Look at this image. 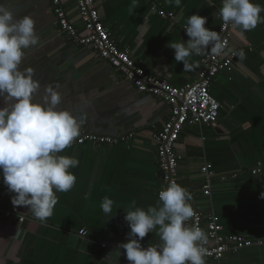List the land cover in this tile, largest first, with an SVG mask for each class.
<instances>
[{
    "label": "crops",
    "instance_id": "1",
    "mask_svg": "<svg viewBox=\"0 0 264 264\" xmlns=\"http://www.w3.org/2000/svg\"><path fill=\"white\" fill-rule=\"evenodd\" d=\"M18 19L35 21L37 46L25 50L22 69L30 68L39 87L33 95L43 102L51 85L61 95L58 108L70 111L83 133L132 138L112 146L78 145L76 138L63 155L74 156V187L57 193L58 203L45 222L26 206H14L12 193L0 179V264H129L118 246L128 239L125 221L133 200L137 206L154 205L160 188L153 135L162 130L170 106L135 90L92 50L73 44L58 31L49 0H0ZM68 20L83 34L73 0H62ZM264 7V0H254ZM99 17L112 31L118 46L129 52L147 73L175 87L198 78L199 56L184 71L169 43L187 42L184 26L193 14L207 17L205 27L218 31L221 0H95ZM160 13H163L162 16ZM264 17V12L261 13ZM243 51L230 70L217 75L210 87L219 103V117L210 126H187L175 145L182 160L178 184L192 196L194 209L213 215L224 236H239L263 245L226 254L223 264H264V23L248 32L239 28L230 41ZM58 86V87H57ZM9 105L14 100L9 98ZM79 135V136H80ZM258 164L261 172L251 171ZM212 173L210 194L204 196L201 168ZM236 175V177H232ZM114 201L106 215L100 204ZM15 212L6 218L5 212ZM25 221L18 223V217ZM85 230L87 235L80 237ZM159 242L155 233L141 241L144 247Z\"/></svg>",
    "mask_w": 264,
    "mask_h": 264
},
{
    "label": "clouds",
    "instance_id": "2",
    "mask_svg": "<svg viewBox=\"0 0 264 264\" xmlns=\"http://www.w3.org/2000/svg\"><path fill=\"white\" fill-rule=\"evenodd\" d=\"M173 3V0H166ZM178 7L181 0H174ZM137 0H132V8ZM264 7L254 0H221L219 17L224 24L248 32L264 23ZM207 17L193 14L187 18L184 29L187 42H170L176 62H183L184 71L192 69L190 58L207 51L227 56L221 35L205 27ZM40 42L35 21L30 16L16 18L8 3L0 2V179L14 206H26L39 221L53 215L58 203L57 193L70 191L77 177L71 171L79 165L74 156L62 153L79 137L81 125L68 110H61V95L51 85L43 102L33 99L39 87L32 69H22L25 50ZM241 59L243 51L234 52ZM58 87V86H57ZM11 98L14 103L9 105ZM264 199V193H261ZM191 193L175 181H170L158 193V200L147 208L133 200L125 221L130 231L123 249L129 264H206V233L188 222L195 211ZM114 201L105 196L100 204L110 215ZM149 233H155L159 242L141 243Z\"/></svg>",
    "mask_w": 264,
    "mask_h": 264
},
{
    "label": "built area",
    "instance_id": "3",
    "mask_svg": "<svg viewBox=\"0 0 264 264\" xmlns=\"http://www.w3.org/2000/svg\"><path fill=\"white\" fill-rule=\"evenodd\" d=\"M61 1L49 0L58 31L61 34L73 44L92 50L97 60L107 62L121 79L132 84L140 94L151 96L170 106V114L162 130L153 135L156 164L160 175L158 198L159 191L170 181L177 183L179 181L178 164L182 157L176 152L175 145L183 129L187 126H210L218 120L220 105L212 97L210 87L217 75L230 70L238 57L233 53L240 51L230 46L231 37L238 27L224 24L221 20L217 32L221 35L226 47L232 51L227 56H217L210 51L200 55L197 80L182 87H175L147 73L127 50L118 46L112 31L102 23L95 0H73L83 26V34L68 20ZM160 14L164 16L163 13ZM131 138V134L112 137L83 133L76 139V143L78 145L112 146ZM262 166L258 164L251 171L252 175L257 176ZM201 173L205 180L202 193L204 196H209L212 173L208 166H203ZM194 211L195 215L188 223L199 226L207 235V241L204 244L207 249L206 264H223L228 253L236 254L242 249L263 245L261 241H252L234 235L224 236L213 215L204 216L198 209ZM14 215L15 212L10 211L4 214L6 218ZM24 221V217H18L19 224ZM79 235L85 237L87 232L81 230Z\"/></svg>",
    "mask_w": 264,
    "mask_h": 264
}]
</instances>
